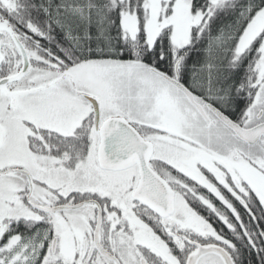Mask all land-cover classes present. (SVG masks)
<instances>
[{"label":"snow or ice","instance_id":"snow-or-ice-1","mask_svg":"<svg viewBox=\"0 0 264 264\" xmlns=\"http://www.w3.org/2000/svg\"><path fill=\"white\" fill-rule=\"evenodd\" d=\"M0 264H264V0H0Z\"/></svg>","mask_w":264,"mask_h":264}]
</instances>
